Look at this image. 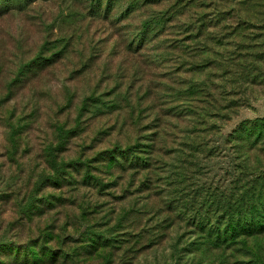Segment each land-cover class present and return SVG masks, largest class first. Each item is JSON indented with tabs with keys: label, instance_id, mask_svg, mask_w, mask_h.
I'll list each match as a JSON object with an SVG mask.
<instances>
[{
	"label": "rangeland",
	"instance_id": "374dc122",
	"mask_svg": "<svg viewBox=\"0 0 264 264\" xmlns=\"http://www.w3.org/2000/svg\"><path fill=\"white\" fill-rule=\"evenodd\" d=\"M11 2L0 264H264L195 225L264 189V0Z\"/></svg>",
	"mask_w": 264,
	"mask_h": 264
},
{
	"label": "trees",
	"instance_id": "16d2710c",
	"mask_svg": "<svg viewBox=\"0 0 264 264\" xmlns=\"http://www.w3.org/2000/svg\"><path fill=\"white\" fill-rule=\"evenodd\" d=\"M11 1L12 0H8L3 3L4 0H0L1 3L8 5L12 3ZM254 128L260 130L261 125L259 123L250 125L242 124L239 126L238 130L243 131L244 129L245 131H247V134H251L254 132V130H252ZM247 188L250 191H253V193L249 195L251 200L247 206H245L243 202H235L233 204L234 206L231 209H225V207L223 206L219 207L220 204L217 203L213 207L216 212L213 215V218H208L207 214H203L196 220L195 225L198 224L199 226H202L203 224H205L203 226H205L208 230L209 236L210 234L214 233L215 237H221L222 239L229 240L230 242H233V240H235L236 236H238L239 234H246L263 226L264 208L263 210L258 209V205H263L264 203V189L261 187L257 188L249 186ZM257 199V202H259V204H257L256 202ZM186 222L188 224H194L191 221Z\"/></svg>",
	"mask_w": 264,
	"mask_h": 264
}]
</instances>
